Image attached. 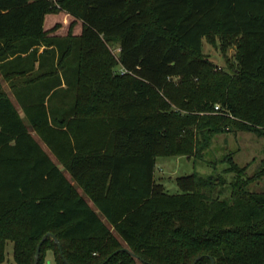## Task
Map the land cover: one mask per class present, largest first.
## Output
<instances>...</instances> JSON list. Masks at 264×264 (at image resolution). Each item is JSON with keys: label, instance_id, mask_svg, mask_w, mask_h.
Masks as SVG:
<instances>
[{"label": "trees", "instance_id": "16d2710c", "mask_svg": "<svg viewBox=\"0 0 264 264\" xmlns=\"http://www.w3.org/2000/svg\"><path fill=\"white\" fill-rule=\"evenodd\" d=\"M207 37L236 45L233 74ZM0 76L20 106L0 78V264L9 241L15 264L39 244L37 264L134 262L125 247L144 264H264V158L249 176L229 152L175 194L155 179L158 157L197 162L218 133L264 136V0H0Z\"/></svg>", "mask_w": 264, "mask_h": 264}, {"label": "rangeland", "instance_id": "374dc122", "mask_svg": "<svg viewBox=\"0 0 264 264\" xmlns=\"http://www.w3.org/2000/svg\"><path fill=\"white\" fill-rule=\"evenodd\" d=\"M211 40L212 39L208 37L204 38L202 48L203 52L211 60L215 70L230 72L233 74L237 63L236 45L231 43L230 46L224 49L222 47V40H219L218 45H215ZM109 49L114 56H117V44L110 45ZM0 78L2 80L3 89L13 100L9 87L6 85V82L1 76ZM168 81L175 87L180 85L181 82L179 77H170L168 78ZM195 82L197 81L195 80ZM13 101L17 105L16 100ZM263 149L264 136L259 134L257 131L238 130L218 133L213 136L209 147L203 152L202 159L197 162L194 161L193 157H187L184 155L158 157L155 168V179L157 182H160L165 186V190L168 193H179L180 189L176 183V177L188 175L193 172H198L203 176H208L214 173L215 167L218 173H223L224 169L227 167V163L221 162V159L229 152H233V160L237 164L240 166L248 165V175L254 176L256 171H258L261 166V161L264 158ZM227 176L230 178L232 177V174L229 173ZM250 187L251 189L257 191L264 190V177L259 180H255ZM6 252V259L1 264H15L13 257V242L9 241L7 243ZM44 264H56L52 251H48L46 253ZM129 264L144 263L139 259H136L134 262Z\"/></svg>", "mask_w": 264, "mask_h": 264}, {"label": "water", "instance_id": "95a60500", "mask_svg": "<svg viewBox=\"0 0 264 264\" xmlns=\"http://www.w3.org/2000/svg\"><path fill=\"white\" fill-rule=\"evenodd\" d=\"M52 238L57 245L59 246V248L61 249V245L60 242L58 240V238L51 232H47L41 239L40 243H42L46 238ZM125 251L131 253V255H133L135 258L139 259V256L134 254L131 250H129V248H123ZM39 250H40V244L37 246V250H36V254H35V258H34V264H37V260H38V255H39ZM199 258H196V260L192 263V264H196V262L198 261ZM212 264H214V259H212Z\"/></svg>", "mask_w": 264, "mask_h": 264}, {"label": "crops", "instance_id": "0c3cea01", "mask_svg": "<svg viewBox=\"0 0 264 264\" xmlns=\"http://www.w3.org/2000/svg\"><path fill=\"white\" fill-rule=\"evenodd\" d=\"M40 50H42V48L40 49ZM61 80H62V84H61V86H63L64 85V80H63V78L61 77ZM5 82H6V85L9 87V89H10V92H11V94H12V97H13V100H16V103H17V105L19 106V104H18V102H17V100H18V98H17V96L14 94V91H13V87L11 86V82H10V80H4ZM19 108H20V106H19ZM20 111H21V109H20ZM43 147L49 152V154H50V156L53 158V160L60 166V167H63L60 163H59V161L57 160V158L48 150V148L45 146V144H43ZM157 162V161H156ZM66 174H67V176L68 177H70V175H69V173L68 172H66Z\"/></svg>", "mask_w": 264, "mask_h": 264}, {"label": "built area", "instance_id": "2783aa9c", "mask_svg": "<svg viewBox=\"0 0 264 264\" xmlns=\"http://www.w3.org/2000/svg\"><path fill=\"white\" fill-rule=\"evenodd\" d=\"M216 108H218V106H216Z\"/></svg>", "mask_w": 264, "mask_h": 264}]
</instances>
